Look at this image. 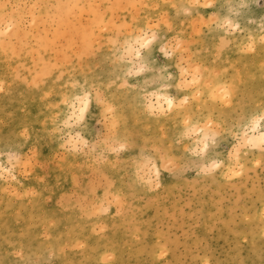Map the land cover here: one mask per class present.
I'll use <instances>...</instances> for the list:
<instances>
[{"label":"rangeland","instance_id":"1","mask_svg":"<svg viewBox=\"0 0 264 264\" xmlns=\"http://www.w3.org/2000/svg\"><path fill=\"white\" fill-rule=\"evenodd\" d=\"M197 2L191 15L172 7ZM240 2L0 0V29L12 25L0 37V152L11 147L20 158L0 159L15 177L0 178V264H103L106 256L110 264H264V157L247 149L241 168L233 152L238 121L264 105V0H243L241 31L209 26L210 17H223L226 5ZM208 3L215 7L205 8ZM149 20L165 25L157 28L159 39L174 56L165 64L153 55L157 70L169 68L177 83L178 65L201 70L198 87L180 96L195 97L182 115L149 116L136 93L109 90L119 67L116 49ZM249 37L254 54L240 50ZM85 81L93 89L89 145L71 153L54 132L67 111L57 105L68 94L65 86ZM225 85L230 98L221 102ZM96 90L114 101L115 129L111 117L104 122ZM189 112L213 115L219 126L209 154L221 165L214 174L184 167L185 149L195 146L182 136ZM109 133L129 142L119 157L96 144ZM161 151L173 166L161 165L158 179L153 169L148 186L139 177L148 178L147 160H160ZM101 202L108 211H97Z\"/></svg>","mask_w":264,"mask_h":264},{"label":"snow or ice","instance_id":"2","mask_svg":"<svg viewBox=\"0 0 264 264\" xmlns=\"http://www.w3.org/2000/svg\"><path fill=\"white\" fill-rule=\"evenodd\" d=\"M167 7V5H165ZM173 8L178 10L182 7L186 15H191L190 9H198L199 3H193L188 5H172ZM207 9L215 7L214 4L208 3L204 5ZM228 11L227 14L221 17L216 15L210 17L211 24H215L218 30H222L225 33H234L241 31V26L236 22L239 17L243 14V10L247 7L243 0L240 3L226 5ZM165 25H162L157 21L156 26H153L151 20L148 21L147 27H142L138 33L134 32V39H128L122 46H119L117 51V57L114 61L115 65H119L118 71L115 74V79L109 84V90L118 86V91L136 93L137 99L142 102V106L145 112L152 117L162 118L171 116L173 112L183 114L184 110L188 107L189 103L195 99L188 95L180 96L185 92H190L194 87H198L199 80L197 77L200 75V68L197 66L195 69H185L181 65H178L180 69L179 82L177 83L176 76L171 73V70L167 67L159 68L157 70L158 60H153V55L163 56L164 63L167 64L171 59H174L167 44L159 39L157 28L162 29ZM171 30V26L168 25ZM262 28H264V22H262ZM12 30V25L0 29V37H6ZM249 42L241 44L242 53H253L255 52V39L254 37L248 38ZM157 45H160L157 53ZM223 45V41H222ZM261 47H264V36L260 39ZM177 49L183 47V44H177ZM167 73V75H166ZM189 75L192 76L189 79ZM143 77H150L144 79L143 84L140 80ZM62 82L63 73L59 78ZM71 79V78H70ZM176 88L175 95L169 94L172 87ZM4 84L0 82V91H3ZM151 89V91L149 90ZM65 90L68 92L61 100L57 107L66 108L67 111L62 113L63 121L60 123V118H57L56 128L54 132L59 134L63 143L61 148L71 152L79 153L86 149L89 145V141L84 139L87 133V121L88 114L91 110L93 103V89L88 87L87 81L83 85L78 82L71 84V89L68 90V86H65ZM142 93V95H141ZM202 98V96L200 97ZM230 98V89L225 85L221 90L220 101H227ZM213 99H217L213 95ZM95 102L97 106L102 109L101 115L104 117V122L107 124L111 117L112 128L117 127V121L115 117L116 108L114 107V101H110L106 95H101L99 90H96ZM179 118V117H178ZM239 128H236L235 142L233 144V152L236 156V164L239 167H243L239 164L240 153L247 149H259L261 156L264 157V105L258 107L255 111L246 113L238 121ZM218 125L215 123L214 116L208 115L205 118L202 114L197 116L189 112L183 118V137H188L189 140L194 141V147L189 145L185 149V153L190 154L187 163L184 165L185 168L195 166L199 169V174L209 175L214 174L217 169L221 167L215 159H210L209 154L215 149L217 138L219 133ZM240 129L243 131L241 132ZM23 134V133H22ZM103 143L107 145V151L116 154L119 157L129 147V142L125 138L124 140L116 139L111 133L105 136L103 141L99 138L96 144ZM92 151H96V145H93ZM159 151V150H157ZM4 155H7L9 164L13 161H19V157L13 151L11 147H6L4 152H0V159ZM104 154H102L103 156ZM232 153H230L231 158ZM140 160L144 159L143 152ZM166 154L160 152V160L153 162L152 159L147 160L146 168L148 178L145 179L143 176L139 177L142 182L146 185L151 186L154 181L152 180V170H155V176L158 179L160 176V166L165 168H172L173 161L167 160ZM261 165L264 166V160ZM14 169L5 166L0 163V178H4L5 175L11 177ZM233 175L239 173L233 171ZM115 201L119 202V195L114 197ZM97 211L106 212L108 209L104 208L103 202L99 205ZM18 255H21L18 253ZM103 264H110V258L105 257ZM204 264H207L205 261Z\"/></svg>","mask_w":264,"mask_h":264},{"label":"bare ground","instance_id":"3","mask_svg":"<svg viewBox=\"0 0 264 264\" xmlns=\"http://www.w3.org/2000/svg\"><path fill=\"white\" fill-rule=\"evenodd\" d=\"M256 151H260L259 149H256Z\"/></svg>","mask_w":264,"mask_h":264}]
</instances>
